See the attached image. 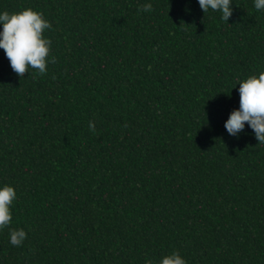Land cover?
I'll list each match as a JSON object with an SVG mask.
<instances>
[{
    "label": "trees",
    "instance_id": "16d2710c",
    "mask_svg": "<svg viewBox=\"0 0 264 264\" xmlns=\"http://www.w3.org/2000/svg\"><path fill=\"white\" fill-rule=\"evenodd\" d=\"M231 7L0 0L51 24L43 74L0 48V188L17 193L0 264H264V144L225 127L264 72V10Z\"/></svg>",
    "mask_w": 264,
    "mask_h": 264
},
{
    "label": "clouds",
    "instance_id": "9594fccd",
    "mask_svg": "<svg viewBox=\"0 0 264 264\" xmlns=\"http://www.w3.org/2000/svg\"><path fill=\"white\" fill-rule=\"evenodd\" d=\"M204 13L209 9L222 13V19L228 21L233 14L232 0H198ZM257 10H264V0H254ZM141 11H151V4H144ZM0 24L3 30L0 32V48L10 62L13 71L24 77L29 68L38 70L40 74L47 71V58L50 52L51 40L44 37L46 29L51 24L44 19L42 13L31 8L9 14L7 11L0 14ZM53 62H55L53 60ZM240 107L233 110L225 127L230 135L238 136L243 131L246 122L254 130L259 144H264V72L259 75H251L239 83ZM89 128L95 130L94 123H89ZM16 190L13 186L5 185L0 188V230L7 228L12 222L10 205L16 198ZM27 234L23 229L11 230L10 243L13 246H21ZM147 264H151L148 261ZM160 264H186L179 253L165 256Z\"/></svg>",
    "mask_w": 264,
    "mask_h": 264
}]
</instances>
